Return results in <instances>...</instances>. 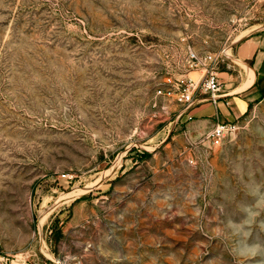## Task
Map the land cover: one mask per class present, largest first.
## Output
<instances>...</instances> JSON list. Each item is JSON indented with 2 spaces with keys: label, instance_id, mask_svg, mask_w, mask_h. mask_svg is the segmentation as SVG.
Wrapping results in <instances>:
<instances>
[{
  "label": "rangeland",
  "instance_id": "374dc122",
  "mask_svg": "<svg viewBox=\"0 0 264 264\" xmlns=\"http://www.w3.org/2000/svg\"><path fill=\"white\" fill-rule=\"evenodd\" d=\"M263 35L264 0H0V264H264V99L214 145L175 89Z\"/></svg>",
  "mask_w": 264,
  "mask_h": 264
},
{
  "label": "crops",
  "instance_id": "0c3cea01",
  "mask_svg": "<svg viewBox=\"0 0 264 264\" xmlns=\"http://www.w3.org/2000/svg\"><path fill=\"white\" fill-rule=\"evenodd\" d=\"M236 60L241 63L238 73L230 67L217 73L222 83L219 94L196 95L188 111L195 132L205 134L219 122H237L264 99V35L241 43Z\"/></svg>",
  "mask_w": 264,
  "mask_h": 264
},
{
  "label": "built area",
  "instance_id": "2783aa9c",
  "mask_svg": "<svg viewBox=\"0 0 264 264\" xmlns=\"http://www.w3.org/2000/svg\"><path fill=\"white\" fill-rule=\"evenodd\" d=\"M218 54H198L194 51L189 53V67L192 70L204 71V76L201 82H196L189 79L187 82L177 84L176 101L184 107L183 112L187 114V120L192 121L193 117L189 115L188 111L194 106L195 98L198 93L208 95L214 98L221 91V81L217 75L216 67L221 62ZM172 83L171 80H169ZM174 91L161 90L158 94L163 96H171ZM236 130L234 122H219L208 134L207 138L214 144L220 145L226 136Z\"/></svg>",
  "mask_w": 264,
  "mask_h": 264
},
{
  "label": "trees",
  "instance_id": "16d2710c",
  "mask_svg": "<svg viewBox=\"0 0 264 264\" xmlns=\"http://www.w3.org/2000/svg\"><path fill=\"white\" fill-rule=\"evenodd\" d=\"M57 233H59V232H57ZM59 235V234H58Z\"/></svg>",
  "mask_w": 264,
  "mask_h": 264
},
{
  "label": "bare ground",
  "instance_id": "6f19581e",
  "mask_svg": "<svg viewBox=\"0 0 264 264\" xmlns=\"http://www.w3.org/2000/svg\"><path fill=\"white\" fill-rule=\"evenodd\" d=\"M248 68V67H247Z\"/></svg>",
  "mask_w": 264,
  "mask_h": 264
}]
</instances>
